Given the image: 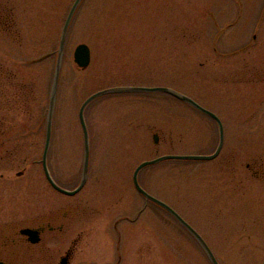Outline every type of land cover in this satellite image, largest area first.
Returning a JSON list of instances; mask_svg holds the SVG:
<instances>
[{
    "label": "rangeland",
    "instance_id": "rangeland-1",
    "mask_svg": "<svg viewBox=\"0 0 264 264\" xmlns=\"http://www.w3.org/2000/svg\"><path fill=\"white\" fill-rule=\"evenodd\" d=\"M74 1H0V63L9 70L0 80V226L19 203L94 204L103 215L85 257L104 261L114 220L134 217L131 209L146 202L133 184L137 166L167 154L212 153L219 132L212 119L165 93L100 97L85 112L88 181L73 196L55 191L41 163L45 114ZM79 44L91 49L86 69L74 60ZM116 86L172 87L222 119L225 145L216 159L149 166L142 186L190 223L221 264H264V0H85L65 43L48 155L53 177L68 190L78 187L83 168L80 108ZM120 228L125 264H134L142 236L144 264H211L188 231L154 205L137 226Z\"/></svg>",
    "mask_w": 264,
    "mask_h": 264
},
{
    "label": "flooded vegetation",
    "instance_id": "flooded-vegetation-1",
    "mask_svg": "<svg viewBox=\"0 0 264 264\" xmlns=\"http://www.w3.org/2000/svg\"><path fill=\"white\" fill-rule=\"evenodd\" d=\"M7 73L9 70L3 69L0 63V80ZM134 174L135 171L133 173L135 186ZM141 174L142 171L138 174V182L142 186ZM35 194L38 195V193ZM42 198L40 197L41 200ZM149 205L160 208L172 218L168 211L156 203L144 202L141 207L131 209L135 211V214L132 213L134 217H130L128 214L120 215L114 220L116 236H110L108 244L110 255L105 257L104 261L96 256L88 261L85 251L88 246L94 243L93 225L98 216L103 215L100 214L103 211H100L94 204L83 202L59 203L51 208L45 202L15 204L9 215V223L3 229L0 226V263L125 264L124 254L126 255V251L122 249V246L124 248L127 242H124L125 231L120 226L124 222L137 226ZM172 219L174 220V218ZM27 230L30 233H24ZM139 238L137 244L140 245L135 247L133 253L136 257V260H133L134 264H144L139 261L143 257L144 237ZM203 253L208 259L206 253L204 251Z\"/></svg>",
    "mask_w": 264,
    "mask_h": 264
},
{
    "label": "water",
    "instance_id": "water-1",
    "mask_svg": "<svg viewBox=\"0 0 264 264\" xmlns=\"http://www.w3.org/2000/svg\"><path fill=\"white\" fill-rule=\"evenodd\" d=\"M1 1V0H0ZM84 0H75L69 14L67 16V19L65 21L62 34L60 37L59 42V49H58V58L56 61L54 76H53V82L52 87L50 91L49 96V105L46 112V141H45V147L44 152L42 156V166L43 170L45 172L46 178L48 179L51 186L57 190L60 193L73 196L79 193L85 186L89 173H90V159H91V137H90V131L89 127L86 121L85 117V111L88 105L103 96L107 95H115V94H124V93H165L168 94L186 104L193 107L197 111L211 117L214 119L219 128V145L216 149V151L213 154H202V155H163L157 158H154L152 160L144 161L142 162L136 169L134 174V181L135 186L139 193H141L146 201H151L153 203H156L166 211H168L194 238L195 240L200 244L203 251L206 253L208 259L210 260L211 264H220L218 259L216 258L215 254L211 250L210 246L207 244V242L204 240V238L198 233V231L191 226L176 210H174L171 206L163 202L162 200L152 196L149 194L144 188L141 187V185L138 182V174L139 172L148 166H153L160 164L165 161L170 160H177V161H211L219 156L220 152L223 149L224 146V140H225V129L224 125L221 121V119L212 111L209 109L203 107L200 105L197 101H195L193 98L188 96L187 94L167 86H153V87H147V86H116L111 87L107 89L100 90L92 95H90L85 102L82 104L80 111H79V119L83 130V137H84V157H83V168H82V177L79 186L75 190H67L60 185L56 183V181L52 178V175L50 173L49 167H48V155L51 148V142H52V135H53V122H54V114H55V107H56V99H57V92H58V86L60 81V75H61V69H62V60H63V54L65 49V43L67 39V35L69 32L70 25L72 23V20L74 19V16L81 6L82 2ZM74 58L75 63L77 66L81 69H86L90 66L91 63V49L87 44H80L77 46L74 52ZM154 140L156 143L159 142V138L157 135H154ZM24 233H30L29 230L24 231ZM3 264V263H0ZM66 264V263H63Z\"/></svg>",
    "mask_w": 264,
    "mask_h": 264
}]
</instances>
